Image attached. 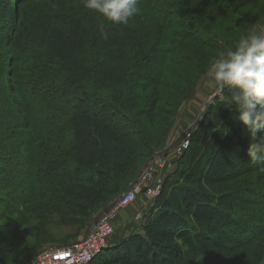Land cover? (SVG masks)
<instances>
[{
  "label": "trees",
  "instance_id": "obj_1",
  "mask_svg": "<svg viewBox=\"0 0 264 264\" xmlns=\"http://www.w3.org/2000/svg\"><path fill=\"white\" fill-rule=\"evenodd\" d=\"M1 5L0 192L12 196L6 203L14 209L29 195L46 200L52 188H70L75 199L94 196L91 203L107 193L112 197L106 202L117 197L127 188L116 177L130 181L156 152L139 119L155 125L157 105L188 84L191 69L182 73L181 66L185 61L195 65L196 49L209 59L232 44L230 27L246 30V0H140V13L127 25L107 22L87 10L83 0H0ZM128 82L132 92L153 89L142 117L128 113ZM218 97L209 104L194 149L191 144L182 165L166 178V186L171 179L180 181L178 198L164 203L162 188L143 231L109 241L92 264H165L170 252L177 254L174 264H192L198 257L209 263L214 251L248 248L264 239L262 165L247 155L239 113ZM3 109L18 116L11 119ZM197 143L207 149L199 153ZM191 162L194 171L186 168ZM243 175H255L251 185L219 196L204 188ZM7 207L11 210L7 205L3 210ZM25 211L29 208L18 212ZM1 218L0 264H12L20 226L16 219Z\"/></svg>",
  "mask_w": 264,
  "mask_h": 264
},
{
  "label": "rangeland",
  "instance_id": "obj_2",
  "mask_svg": "<svg viewBox=\"0 0 264 264\" xmlns=\"http://www.w3.org/2000/svg\"><path fill=\"white\" fill-rule=\"evenodd\" d=\"M2 6L3 5L0 6V9L3 8ZM197 8L198 7L196 6L193 7L194 10H198ZM204 11H206L205 8L202 12L204 13ZM253 24H264V0H246V23H244V26H246L247 29ZM139 26H143L145 28L148 27L146 23L139 24ZM156 26L158 27L159 24L156 23ZM218 26L216 27L218 28ZM231 28L237 33L235 28L230 27V29ZM233 30L231 31L233 38L232 43H234L242 34L240 31L237 34H234ZM152 39H154V35L152 36ZM150 44L152 45V43ZM195 51L196 54L193 53L195 65H190L188 64V61H185L181 66L182 73H184L187 68L191 69V77L188 84L179 87V95L177 96L167 91L168 93L164 97L163 101L157 105L158 110L156 112L157 118L155 125L149 126V123L145 118L139 119V124L142 130L151 138L152 142L156 144V152L150 159L146 160L141 167H139V171L137 173H133L134 176L133 178L131 177L132 179L130 181L126 177L123 178L121 175L116 177V181L118 182L124 179L123 186H126L127 188L117 197H114L109 202H106V199L112 197L111 193H107L104 199L101 198L97 203H91L94 196H91L90 199L79 197L75 199L68 193L71 192L70 188L68 190H64V192L52 188L51 191L53 194L46 200L41 198L38 199L29 195L30 197L26 200L24 199L25 201H22V199H20V201L17 200V205L14 209L11 203H6L8 200L9 202H12V196H9L4 192H0L1 219H16L20 226L19 238L15 242L18 252L13 256L12 264H24L26 258L38 253L45 247H50L53 244L62 243L68 240L79 241L86 237V235L93 229L95 219L99 215L100 218L102 215L114 210V208L120 203L121 196L124 192L136 184L140 179H142V177H145V175L147 179L150 180V185L155 186V189L161 186L160 192L156 195L154 194L153 196H147L145 193L141 194L144 199L146 198L148 201H151L152 204H150L148 210L140 212V214L136 217L128 212V215L124 218H120V220L124 223L128 222V226H132L131 228H126V225H123L124 227L122 230L124 233L132 234L136 232V230L143 231V227L148 222V219L156 213L154 211L155 204L157 199L159 200L158 196L160 195L162 188L164 203L178 198V187H180V181L172 182L171 179L169 186H166V178L168 179V177H172L173 173H175L182 165V160L186 157L184 156L186 154L185 152L190 148V145L195 142L197 137L196 133L199 132L201 129L200 127L204 123L211 101L217 96H219V101L228 100V97L231 94L228 93L229 91L227 89L224 90L223 94L217 95L215 90L209 84V78L206 75V70L213 56L206 59L202 49L198 48ZM137 78L138 77H134V80L136 79L135 81H137ZM7 80L8 78H6V81ZM132 80L133 78H130L129 81L131 82ZM126 90L125 96L127 98L126 106L129 107L128 113L131 116L142 117L140 114L142 110L146 108L147 101L152 97L151 93L153 89H150L145 93H142L140 89L132 92L128 82V88H126ZM6 101H4V103L8 105ZM218 105L219 102L216 104L214 111L218 109ZM3 111L11 117L7 110L3 109ZM166 111L173 113V117L167 116L168 112L165 113ZM13 115L18 116V114L13 113L11 119L13 118ZM207 127L208 126H206L205 129H207ZM201 135H204V130H202ZM184 140H188L190 145L181 156H174L173 152L176 147ZM196 145L199 144L197 143ZM192 147L194 149V144ZM206 149L207 146L205 144L199 145V153H203ZM179 159H181V161L177 163ZM169 160H173L174 162L169 165ZM164 162H166L165 165H163ZM161 165L164 167L161 168ZM137 166L138 164H136V167ZM192 166L191 162L187 164L186 168L189 171H194L195 167L191 168ZM183 167H185V165ZM254 178L255 175H243L230 179L224 183L206 185L204 188L209 194L219 196L221 194L251 185ZM44 189L45 191H49L48 188ZM48 195L50 196L49 192ZM49 198L58 199L59 201L51 204ZM77 200H79V205L78 207H74ZM26 202L28 203L27 205ZM6 205L11 207V210L7 207V210L9 211H4L3 206ZM79 206L81 208H79ZM227 207L228 210L231 205H228ZM24 208H29V213L26 211L23 213L18 212L22 211ZM107 208L108 211L104 213V210ZM124 209L126 208L119 209L117 213L125 211ZM64 211L69 212L70 215H64ZM76 219L78 224L75 222ZM90 219H92L89 225L90 228L86 234H83L85 225ZM69 222H71V224H69ZM113 224L114 235L117 226L119 225L117 217L114 218ZM8 238H10V236H8ZM177 243L179 245H185L184 240H179ZM185 251L186 247H183V249H181L182 256H185ZM176 255V253L170 252L169 261L165 264H174V260L178 259ZM209 257L211 258L209 263L207 261L200 260L201 257H198L192 264H264V239L248 248L232 251H224L223 249H220L212 252Z\"/></svg>",
  "mask_w": 264,
  "mask_h": 264
},
{
  "label": "clouds",
  "instance_id": "obj_3",
  "mask_svg": "<svg viewBox=\"0 0 264 264\" xmlns=\"http://www.w3.org/2000/svg\"><path fill=\"white\" fill-rule=\"evenodd\" d=\"M140 0H83V6L113 25H127L140 13ZM206 75L217 95L231 93L227 107H235L246 129L250 161L264 173V24L249 26L238 39L218 49Z\"/></svg>",
  "mask_w": 264,
  "mask_h": 264
},
{
  "label": "built area",
  "instance_id": "obj_4",
  "mask_svg": "<svg viewBox=\"0 0 264 264\" xmlns=\"http://www.w3.org/2000/svg\"><path fill=\"white\" fill-rule=\"evenodd\" d=\"M189 145V141L184 140L176 147L173 155L181 156ZM173 160H169V165L174 162ZM165 164L166 162L163 163V165ZM163 165H161V168L164 167ZM149 182L150 180L145 175V177H142L136 184L125 191L121 196L120 203L114 210L102 215L91 232L83 239L66 246L44 249L30 258L25 264H92L94 259L109 244L110 238L114 233L113 220L117 215V211L128 207L142 193L147 196H153L160 192L161 186L155 189V186H151Z\"/></svg>",
  "mask_w": 264,
  "mask_h": 264
},
{
  "label": "crops",
  "instance_id": "obj_5",
  "mask_svg": "<svg viewBox=\"0 0 264 264\" xmlns=\"http://www.w3.org/2000/svg\"><path fill=\"white\" fill-rule=\"evenodd\" d=\"M150 204H152L151 201H148L146 198L144 199V197L140 195L134 202H132L128 207H126V209H124L125 211H122L120 213L118 212L116 217L118 219L119 225L117 226L115 234L110 238V243L115 244L119 242L120 240H122L123 238H125L129 234V233L127 234L123 232L122 230V228L124 227L123 225H126V228L132 227V226L127 225L128 222L124 223L122 220H120L121 217L124 218L126 215H128V212L130 214H133V216L136 217L137 215L140 214V212L142 211L145 212L146 210H148Z\"/></svg>",
  "mask_w": 264,
  "mask_h": 264
},
{
  "label": "water",
  "instance_id": "obj_6",
  "mask_svg": "<svg viewBox=\"0 0 264 264\" xmlns=\"http://www.w3.org/2000/svg\"><path fill=\"white\" fill-rule=\"evenodd\" d=\"M108 211V208L104 210V213ZM100 216V215H99ZM99 216L95 219V224L98 222Z\"/></svg>",
  "mask_w": 264,
  "mask_h": 264
}]
</instances>
